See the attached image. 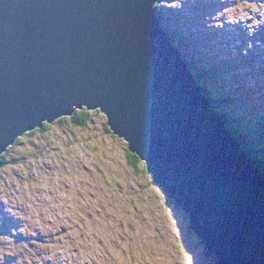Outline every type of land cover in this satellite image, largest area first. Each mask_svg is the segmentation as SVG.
Here are the masks:
<instances>
[{
	"label": "water",
	"instance_id": "95a60500",
	"mask_svg": "<svg viewBox=\"0 0 264 264\" xmlns=\"http://www.w3.org/2000/svg\"><path fill=\"white\" fill-rule=\"evenodd\" d=\"M158 1L0 0V156L44 123L99 110L219 264H264V176L171 44Z\"/></svg>",
	"mask_w": 264,
	"mask_h": 264
},
{
	"label": "rangeland",
	"instance_id": "374dc122",
	"mask_svg": "<svg viewBox=\"0 0 264 264\" xmlns=\"http://www.w3.org/2000/svg\"><path fill=\"white\" fill-rule=\"evenodd\" d=\"M259 1L264 0L160 4L171 44L186 53L193 70L209 72L206 85L217 88L219 99L220 94L234 95L236 104L219 107L238 124L264 119V33L258 23L264 22V4ZM216 11L231 18L227 22L254 14L261 19L253 21L259 27L256 50L239 58L242 66L223 64L227 56L216 43L221 30L215 24L225 29L231 24L219 23ZM230 40L233 46L236 40ZM238 87L247 91V98ZM57 120L46 131L21 136L7 156L9 163L0 167V264H50L51 259L60 264L58 251L88 264H216L191 231L187 216L166 202L144 163L133 168L126 162L127 144L106 132L103 114L91 111L83 126Z\"/></svg>",
	"mask_w": 264,
	"mask_h": 264
},
{
	"label": "trees",
	"instance_id": "16d2710c",
	"mask_svg": "<svg viewBox=\"0 0 264 264\" xmlns=\"http://www.w3.org/2000/svg\"><path fill=\"white\" fill-rule=\"evenodd\" d=\"M163 2V0H159L155 7H156V15L159 17L160 21L161 18H164V15L160 11V4ZM163 21V20H162ZM183 57L187 62L189 63V58L186 57V53L183 52ZM234 63V64H233ZM235 63L236 62H232L230 63L231 65H233V67H235ZM225 66H227L224 63ZM190 66V64H189ZM232 67V68H233ZM191 68V66H190ZM193 70L191 68L192 74L195 77L196 82L200 85L201 87V91L202 94L208 99L209 103L212 104V100H215V102L217 103V105L213 104L211 105L212 109L214 111L217 112L218 116H220V118L222 119V121L226 124V126L228 127L229 131L231 132V134L241 143V146L243 147L244 151L247 153V155L255 162L256 166L258 167V169L261 171V173L264 175V152H262L261 154H259V150L260 148H264V119L262 117H260L257 120H249L248 124H244V122L241 120L240 124H238L236 121L237 119L234 118L233 116L230 117V113L227 111H224L221 109V107H219L221 104L225 103V105L230 102L233 104H236V99L234 97V95H230L229 97H226L222 94H220V99L218 98V94H217V88H213V90L211 89L210 85H206L207 80L206 77L207 75H209V72L204 69L203 71H200L199 67H195L194 66ZM264 72V69H262ZM219 78V77H218ZM238 89L239 94H241L244 99L247 98V91H240V88H235ZM234 90V89H232ZM215 97V99H214ZM238 97V96H237ZM221 103H219V101ZM221 98H224L226 100H222ZM91 111H95V110H87L86 108H82V109H77L76 111L73 112V114L69 117H62L59 118L57 121L59 123H72L74 125H78V126H83L85 123H87L88 118L90 116ZM99 113H101L99 110H97ZM102 114V113H101ZM230 117V118H227ZM51 124H47L44 123L41 128H37L33 131H30L27 133V135H33L35 133H38L40 131H46ZM105 130L107 133H112L110 131V129L108 128V126L106 125ZM22 139L19 138L17 139V141L10 146L9 148H7V150L0 156V167H5V165L8 162L7 160V156L9 154V152L11 151L12 147H15L16 145L19 144V142H21ZM125 158H126V162L133 168H137L138 164L141 163V161L139 160L138 156H136L134 153H131L129 150L126 149L125 151ZM144 167V164H143ZM144 171H146L145 167L143 168ZM166 202L169 203H173L171 200L166 198ZM200 242V240H199ZM201 243V242H200ZM203 245V244H202ZM204 247V245H203ZM204 252L207 256H213L214 255L207 250L205 247L203 248ZM215 258V257H214ZM216 264H219L216 260Z\"/></svg>",
	"mask_w": 264,
	"mask_h": 264
},
{
	"label": "bare ground",
	"instance_id": "6f19581e",
	"mask_svg": "<svg viewBox=\"0 0 264 264\" xmlns=\"http://www.w3.org/2000/svg\"><path fill=\"white\" fill-rule=\"evenodd\" d=\"M234 43V42H233ZM180 49V48H179ZM178 50V49H177ZM178 52L180 53V55H182V57H181V59L183 60V62L184 63H186V66H188V68L190 69L189 71L191 72V74H192V71H191V68H190V66H189V63L187 62V60H185L184 59V55H183V53H181L179 50H178ZM256 70H258V69H256ZM259 71V70H258ZM257 71V72H258ZM263 71V70H262ZM193 75V74H192ZM223 75V74H222ZM259 75H260V73H259ZM195 78V77H194ZM257 81V80H256ZM264 88V87H263ZM260 97V96H259ZM261 102V101H260ZM264 103V102H263ZM213 104H215V105H217V103L215 102V100H212V105ZM258 104V103H257ZM262 106V105H261ZM221 109H222V107H221ZM223 110V109H222ZM230 117H232V116H230ZM230 117H227V118H230ZM237 119V118H236ZM239 142V141H238ZM240 143V142H239ZM241 144V143H240ZM264 176V175H263ZM10 232V231H9ZM11 233V232H10ZM9 234V233H8ZM17 236V235H16ZM13 237V236H12ZM21 237H22V235H21ZM18 238V237H17ZM61 244V243H60ZM72 244V243H71ZM61 248V247H60ZM59 249V248H58ZM69 249V248H68ZM42 251V250H41ZM69 251H71V250H69ZM46 252V251H45ZM59 252V251H58Z\"/></svg>",
	"mask_w": 264,
	"mask_h": 264
},
{
	"label": "clouds",
	"instance_id": "9594fccd",
	"mask_svg": "<svg viewBox=\"0 0 264 264\" xmlns=\"http://www.w3.org/2000/svg\"><path fill=\"white\" fill-rule=\"evenodd\" d=\"M76 111V110H75ZM17 141V140H16Z\"/></svg>",
	"mask_w": 264,
	"mask_h": 264
}]
</instances>
